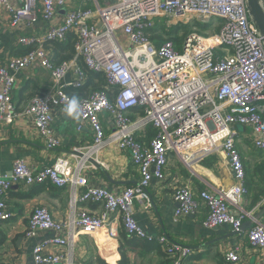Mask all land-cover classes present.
<instances>
[{"label": "built area", "instance_id": "1", "mask_svg": "<svg viewBox=\"0 0 264 264\" xmlns=\"http://www.w3.org/2000/svg\"><path fill=\"white\" fill-rule=\"evenodd\" d=\"M71 1L0 0V14L7 16L10 27L61 17L45 32L21 36L18 44L29 50L0 63V127L12 125L23 115L49 148L58 147L51 128L53 110L65 111L75 99L78 107L73 115L88 123L94 134L89 149L73 151L75 158L60 156L42 170L22 158L15 161L11 174L0 170V221L12 215L2 196L23 180L29 185L48 179L58 187L72 185L82 189L74 203L94 201L104 207L99 214L81 210L67 226L54 220L46 207H36L25 235L34 237L39 231L50 230L55 234L34 247L32 264H73L64 252L74 239L102 229L117 238L118 223L131 236L152 239L136 221L135 205L154 207L150 183L153 178H166L171 153L187 162H200L218 153L234 175L232 186L201 191L200 200L189 187L175 186L174 199L179 205L174 220L194 215L203 201L208 208L206 227L228 225L239 233L251 220L247 239L251 246L264 249V222L244 207L249 190L237 146L239 127H245L250 129L256 148L264 152V41L249 14L247 0H81L83 7L72 6ZM88 3L93 6L86 7ZM260 3L264 9V0ZM156 19H166L168 27L180 23L194 29L183 33L178 43L167 40L157 46L149 36ZM211 19L222 20L221 29L204 34L200 26ZM69 35L74 36L75 56L72 61L55 64L45 43L63 42ZM80 59L93 72L104 74L108 82L105 89L83 98L73 97L65 89L84 87L87 76L81 69L78 79L64 83L71 65ZM35 63L50 71L54 84L48 94L32 96L20 112L13 99L16 74ZM134 107H142L144 115L131 119ZM102 115L114 121L110 135H106ZM147 125L158 131L145 142L137 138L136 130ZM109 143L127 151L140 174L137 185L123 189L120 195L90 179V158L97 160L98 152ZM157 241L176 258L174 264H182L194 253L167 236ZM50 247L52 251H48ZM226 258L240 261V250L226 252Z\"/></svg>", "mask_w": 264, "mask_h": 264}, {"label": "crops", "instance_id": "2", "mask_svg": "<svg viewBox=\"0 0 264 264\" xmlns=\"http://www.w3.org/2000/svg\"><path fill=\"white\" fill-rule=\"evenodd\" d=\"M71 5L83 7L81 0H73ZM92 6L91 3L86 5V7ZM60 11L65 12L66 9H60ZM60 19L61 17H55L44 21L40 18L31 25L21 22L18 27H10L7 16L1 13L0 63L5 64L10 56L16 55L18 50L26 49L18 44L21 36L45 32ZM207 24L209 25L204 27L203 31L213 28L217 31L219 25H222V20L211 19ZM175 26H166V19H156L151 33L166 37L163 29H173ZM182 35L183 33L176 37V40H171L178 43ZM161 43L154 42L157 46ZM51 48L49 49L52 53ZM80 66L79 61L71 65V70L64 78L65 84L78 79ZM53 84L54 80L50 71L38 63L19 71L16 74V86L13 91L17 110L21 112L32 96H44L51 92ZM65 89L73 92L81 90L71 86H66ZM134 108H140L144 112L142 107ZM101 118L106 135H110L115 130L112 127L113 119L104 115ZM151 127L154 128L153 125H147L144 129L138 128L137 138L145 142L150 141V134L147 131ZM51 128L59 141V146L55 148H49L46 145L45 139L39 136L32 123L23 115H18L12 125L0 127V170L11 174L15 161L22 158L36 170H42L44 167L53 165L60 156L75 158L76 154L73 151H78V148L89 149L94 142L93 129L88 123L82 122L74 115L69 116L67 112L59 108L53 110ZM239 128L237 146L244 165H247L246 183L249 188L244 207L248 211H255L257 217L264 209V168H260L264 163V152L254 145L252 137L249 136L250 129ZM96 158L97 160L94 159L95 162H92L90 179L97 181L111 193L120 195L123 189L135 186L139 182L140 174L137 167L132 163L128 152L121 150L116 143H109L98 152ZM192 162L194 161H183L174 153L170 154L165 168L166 178L164 180L153 178L150 183L149 191L154 207L143 208L136 204L134 214L136 221L149 237H153L152 239L157 240L167 236L172 241L191 247L194 253L187 259V264H264V249L250 245L246 231L248 227L238 233L228 225L213 228L204 225L208 208L203 201L200 202L199 211L194 215L182 217L178 221L174 220V212L179 205L174 199L175 186L189 187L200 200L201 191L219 186L229 187L234 184L231 168L218 153L209 155L200 162ZM74 187L72 185L58 187L49 179L34 185H29L26 180H23L15 183L2 196L6 209L12 215L10 219L0 221V264H19L20 262L32 264L34 247L55 234L50 230L39 231L34 237L25 235L29 216L36 207H46L53 219L65 226L76 218L81 210L97 214L103 211L102 203L94 201L74 203V198L80 196L82 192L81 188ZM258 219L264 222V214ZM117 228L119 232L117 238L108 236L106 229L93 234L80 235L64 252L67 254V260L72 261L73 264H97L100 260L108 264H119L122 261V249L125 247L123 251L127 254L129 264H165L164 261L167 259L156 250H151L154 244L146 247L147 243L144 240L137 239L133 240L131 245H127L123 240V234L120 233L123 229L120 223L117 224ZM63 235L67 236L68 232L65 231ZM236 249L240 250V261H228L226 252ZM52 250V247L48 248V251Z\"/></svg>", "mask_w": 264, "mask_h": 264}, {"label": "trees", "instance_id": "3", "mask_svg": "<svg viewBox=\"0 0 264 264\" xmlns=\"http://www.w3.org/2000/svg\"><path fill=\"white\" fill-rule=\"evenodd\" d=\"M209 24H205V25H201L200 28L201 30H204V27H206ZM190 27V29H189ZM220 27V26H219ZM218 27V28H219ZM179 28H186L187 30H185L184 33L189 32L190 30H192V27L190 25L187 24H177L173 29H168V28H164L163 32L164 36L161 35H154L152 33L149 34L150 38L152 39L153 42H156V44H159L160 42H165L167 40H176V36L175 33H177ZM177 30V31H176ZM171 35H173L174 37H171ZM169 37V38H168ZM45 46L47 49L51 48L52 51V61L55 64H60L64 61H69L72 60L75 56V49H74V36L69 35L68 38L63 41V42H55V41H51V42H46ZM54 49V51H53ZM29 49H21L18 50L16 52V55H20L23 54L25 52H27ZM50 50V49H49ZM79 62H81V66L80 69L87 75V79H86V83L84 85L83 88H80L81 90H75L70 91V90H66L68 94H70L73 97H77V98H82V97H86L91 91L93 90H101V89H105L107 86V78L104 74L101 73H95L92 70H90L87 65L83 62V60H79ZM112 96V93L110 94ZM143 111H141L140 108H134L132 109V112L130 113V118L134 119L135 115H143ZM157 129L154 128H149V130L147 131L148 134H150V138L154 137L157 134ZM147 134V136H148ZM149 137V136H148ZM261 169L264 168V163L260 166ZM247 184V183H246ZM248 187V184H247ZM249 190V188H248ZM153 200V199H152ZM121 235L123 236V240L125 241V244L127 245H131L132 241H136L137 239H142L144 240L147 244L146 247H150L149 244H154V246H152L151 250H156L157 253H160L161 255H163L167 261H164L165 264H174V260L176 259L175 257H172V255H170L165 248L162 246L161 243H159L156 239H147V238H138V237H134L129 235L127 232H125L124 229H122V231L120 232ZM170 240V239H169ZM127 242V243H126ZM170 242L172 243H177L175 241L170 240ZM124 244V246H125ZM179 244V243H177ZM181 245V244H180ZM125 248V247H124ZM124 248L122 249V261L119 264H129V261L127 260V254L126 252H124ZM187 259L183 260L182 264H187ZM5 264V263H4ZM97 264H108L105 263L104 261H98Z\"/></svg>", "mask_w": 264, "mask_h": 264}, {"label": "water", "instance_id": "4", "mask_svg": "<svg viewBox=\"0 0 264 264\" xmlns=\"http://www.w3.org/2000/svg\"><path fill=\"white\" fill-rule=\"evenodd\" d=\"M247 6H248L249 14L253 22L255 23L256 27L258 28L264 41V9L261 6L260 0H247ZM90 161L95 162L93 158H90ZM262 214H264V209L257 215V218L261 217ZM251 224H252L251 220L246 221L242 226V231L247 227L249 228Z\"/></svg>", "mask_w": 264, "mask_h": 264}, {"label": "rangeland", "instance_id": "5", "mask_svg": "<svg viewBox=\"0 0 264 264\" xmlns=\"http://www.w3.org/2000/svg\"><path fill=\"white\" fill-rule=\"evenodd\" d=\"M102 5H105V2H103L102 3ZM173 22H176V20H174ZM217 25V24H216ZM219 26H221V24L219 25ZM221 29V27H219L218 28V30L216 31V30H214V28L213 29H211V30H206V31H203V33L204 34H207V33H217V32H219V30ZM185 30H187L186 28L184 29V28H179L178 29V31H177V33H175V36L176 37H179V35L181 34V33H184L185 32ZM171 37H174L173 35H171ZM169 38V37H168ZM245 166H246V171H247V165L245 164Z\"/></svg>", "mask_w": 264, "mask_h": 264}, {"label": "clouds", "instance_id": "6", "mask_svg": "<svg viewBox=\"0 0 264 264\" xmlns=\"http://www.w3.org/2000/svg\"><path fill=\"white\" fill-rule=\"evenodd\" d=\"M77 107H78L77 101L73 99L70 105L65 109V111L69 116H73V114L76 112Z\"/></svg>", "mask_w": 264, "mask_h": 264}]
</instances>
